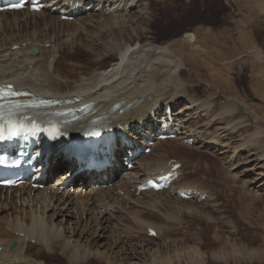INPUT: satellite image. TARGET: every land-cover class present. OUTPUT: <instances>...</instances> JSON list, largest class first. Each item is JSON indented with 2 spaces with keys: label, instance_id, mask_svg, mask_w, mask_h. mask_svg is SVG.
Wrapping results in <instances>:
<instances>
[{
  "label": "bare ground",
  "instance_id": "bare-ground-1",
  "mask_svg": "<svg viewBox=\"0 0 264 264\" xmlns=\"http://www.w3.org/2000/svg\"><path fill=\"white\" fill-rule=\"evenodd\" d=\"M75 1L76 0H73V2ZM78 1L82 2L84 0ZM85 1H88L86 8L92 6L91 0ZM94 1L95 6L98 5L101 7H106V5L113 2V0ZM67 2L68 0H50V3H56L55 10L64 7ZM142 2L143 0H130V2H128L130 5L127 7L130 8L133 4H142ZM152 4V2H147L144 5L145 7L142 8H145L150 12L151 10H154ZM70 7L71 6H68V9ZM128 8L124 9L125 13H127ZM162 11V19L152 17L153 19L150 20L151 16H147L142 20H138V23L145 24L144 26L146 27H149L147 25L151 24L154 26V29H157V33H159L163 32L158 24L161 21L164 23H173V26L166 28L175 27L176 29L181 26H185L186 23L201 22L205 19L208 22L212 21L216 23L217 21L212 16L201 18L199 6H189L187 3L179 4L176 9L171 8V10L167 11L164 9ZM19 12L21 11H1L0 16L7 13L16 15V13ZM40 13L45 12L41 11L37 14ZM129 13L130 11L128 10V16ZM33 14L37 15L36 13ZM27 15H30L28 11ZM124 16L127 15L122 13L117 18H114V16H112L113 18H103L101 22L104 25L103 27H106L108 30L107 33L101 31L97 32L95 31V27V30L93 27L92 29H89L86 25L83 29H85L89 34L87 37H84L82 32L83 29L81 28L82 30L79 32L77 31L75 36H73L74 42L73 45L71 44V50H68V47L65 45V47L62 48L63 50H61V52L59 51L60 53L57 54V56L55 55L56 52L53 51L56 56V58L52 56L55 58L54 61L53 59H50L53 52L50 49H45L44 47L37 46V52L39 54L33 55V45L31 43L30 45L26 44L25 46L19 45L17 50H12L11 46L14 42L18 41L9 42L8 48H6L5 44H0V48H2V46L5 47L0 52V82H10L16 88H24L38 95L72 97V95L75 94L82 97L81 101L94 102L96 115H108L109 117H112V126L128 123L131 128L137 130L142 129L146 125H152L154 116L155 118L160 115L164 116V112L159 115V108L163 106L164 109L165 105L169 104L172 108L171 116L174 119L176 128L179 126L182 127L180 132L181 135L175 139L156 141L152 146V150L156 152L153 157L149 158L144 155L142 158L137 159L135 161L137 165L133 167V170L131 171L132 173L127 172L125 176L128 174L141 175L144 173L155 175L161 170H167V163L170 158H177V156L168 157V154L172 151L192 150L197 154L201 153V147H207V151H210L212 154L215 150H217L214 149L216 145H220V148H222V138H234V134L240 130L241 127H243V121L238 122L236 120L238 117L233 120L234 117L231 115V113L236 112L238 102L234 104L232 103V105H229L228 103L222 105L216 104L218 99L217 94H225L235 100L237 99L236 97H238V93L233 86V81L228 78L229 71L232 69L231 65L227 62L228 64H223L222 66L217 65L218 68L214 67V64L222 63L223 61H231V58L227 57L230 50H228L229 52L222 53L219 48L222 41L215 34V31L213 29L204 31L202 27L198 28V33L204 35L202 40L203 45L208 51L207 53H209L213 63H211L210 59H208L209 62L207 63L205 55H201L198 51H196L197 55L193 56L189 50L182 48V56H180L174 49H169L168 46L157 44L153 46L148 42L138 46L137 49L131 50L130 48V50H127L124 47L127 43L132 44L135 40L141 42L143 41V38L147 39L148 36H145V33L139 30V27H137L138 25L133 27V30L137 33L136 36L129 35V32L127 33V28L120 26ZM12 17L13 20L11 21V24L8 23L5 24V26L14 27L19 25L18 14L17 16ZM95 17H97V15ZM90 19L93 20L94 18L92 19L90 17ZM91 20L90 24L93 23ZM53 22L55 23L56 21L51 20V23ZM42 23L45 25L46 21L43 20ZM206 25H208L207 22ZM212 25L214 24L212 23ZM124 33H126V35L128 34V38L123 43L112 42V44L110 43V48L108 47L109 51L114 49L116 52L120 50L122 51L125 48L122 51V55H119V57L117 56L120 58V62L113 64L112 68L107 71V73H104V71H102L101 75L93 73L94 70L103 67L104 62L109 57L113 56L108 50H103L105 47L104 45L108 43L109 37L116 39L119 34L123 35ZM239 37V41L242 39L244 40L243 49L246 51L247 46H249V44L251 45L250 38L244 32H242ZM26 40L22 41L25 42ZM237 46L235 45L234 48ZM18 53L22 55L21 59L18 58ZM60 54H67L71 61L75 63L83 62V65L79 67V69L68 68L69 70H67V68L63 67L65 65H63L58 58ZM243 54L246 53L244 52ZM231 55L233 56V53H231ZM259 67V69L257 67L255 68L256 74L254 69H252L249 76L251 79H254L255 85L254 87H251V93L254 94V96L255 94H257L256 96L261 95V99L263 98L264 100V67L262 65ZM60 74H66V80L58 79L57 75L60 76ZM189 75H192L193 79L197 77L196 79L202 78L207 81L209 86L216 89L217 92L208 95L204 92V97L196 94V92L199 91L193 84H190V79H187ZM214 94L216 95L215 97ZM181 101H184V103ZM180 102L183 103V106L182 109H179L183 111H175V106H177ZM192 113L195 115L197 113V117L200 120V125H198V127H195V125H192L191 127L185 125L188 118L193 117ZM200 113H203V116H200ZM219 124H222L223 126H220ZM246 130L247 129H243L242 131L241 129L240 131L244 132ZM192 133L195 136L196 143L193 142L189 145L181 142L182 138L186 134L192 135ZM260 133L261 130L258 129V132L253 135ZM138 136L139 135L137 134L134 135L136 138ZM246 142H249V139L244 141V143ZM243 145L244 144L242 143L241 145L233 146L234 152L239 149L237 147ZM228 147L231 146L228 145ZM240 150L241 149H239L238 152H240ZM199 155H181L180 158L178 157L176 160L181 163L180 167L184 165L195 166L198 164H204V166H207L210 165V160L208 158L212 159L211 161L213 162V165L218 164V161L213 157V154L209 156ZM57 156L59 155H56L55 157ZM59 157L61 164H67L69 167H72L73 161L67 162L64 161L61 156ZM260 157H264V151L260 153L258 157H256L255 153V158L251 161L249 160V162H255L253 168H257V161L264 160L260 159ZM232 158H223L225 161L224 164L227 165L228 163L229 166H233L234 159ZM204 159L206 161H204ZM74 165L77 166V163H74ZM50 168L52 169L53 166L51 165ZM111 171H106V175H109ZM96 176H99V174L83 171L78 174L75 179H77L80 184L81 182H89ZM224 176L227 177L226 180L228 182L235 181L237 178V176L232 174H225ZM115 179L118 182L117 185L114 187H108L107 189H101L96 192H85L84 194L87 193L85 199H78V197H82V195H84L82 193L79 194V192H69L65 195L63 192H59V188L51 192H47L46 190L34 191L32 192V195L31 191L22 187L9 189L11 193L15 192V194H12L11 196L4 195L2 196L3 198L0 196V199H2V201L0 200V209H5L10 212L12 209L14 213L11 218H4L0 216V264H58V259L53 258V254H55V256L60 255L63 256V258H66L64 262H61L62 264H66L67 262L72 264H95L88 261V258L93 255H95L99 259L98 262H102V264H184V260L190 264H238L252 259L255 261V257H261L259 260L263 262L264 249L259 251L257 249H248L246 247L237 248L235 243L225 244L217 235L216 230L211 233L213 236H211L210 239L206 237L209 234L208 232H201V240L206 238L210 240L212 244L222 241L221 244L224 243L222 246L226 248L224 254L222 253V255L219 252L215 253V249H210L209 252L204 253V256L198 245H189L187 244V240L183 239H179L180 244H172L175 239H171L170 236H174L175 233L178 234L179 228H175L177 227L176 225L172 226V224L170 225L165 222L166 220L168 221V219L172 222V220L175 219L174 214H177V212L171 211V213H167V211L163 212V210L161 211L159 209L160 206L167 207L169 204L168 201L171 200V197L168 196L166 199L152 198L153 200L151 202H142V198H140V196L147 193L159 196L157 195L159 193L149 190L142 191L138 194V196H135L136 194L134 191H130V188L134 186L121 181L124 180L123 177H115ZM60 183V181H56L55 185L60 187ZM261 185L264 186V181L259 184V186ZM246 186H248L247 182H241V186L239 185V188L244 189ZM119 192H122V194L120 195ZM162 192L165 193V191ZM162 192L160 193L164 194ZM256 192L254 195H251V193H245V195L240 196L246 197L250 200L257 199L261 193ZM1 193L2 191H0V194ZM174 198L176 201H181L183 203L185 201L177 197ZM5 199L9 200L12 205L11 207L6 204ZM73 199H75L74 203H77L75 207H72L71 205V203H73ZM3 200L5 202H3ZM84 200L94 201L95 205H91V203H88L87 201L85 202ZM17 202L19 207H17ZM143 204H147L149 208L143 206L145 210H142L143 207L140 209L137 208L130 210V208ZM126 205L129 207L128 211L122 210L128 208ZM96 207L99 210H97ZM186 209L187 211L183 210L186 213H192L190 210H194L195 212L193 213L199 212L200 214H203L201 210L193 207H187ZM50 210L52 211L49 212ZM119 212L124 213V216L122 217L120 215V218L128 216L131 219L130 224H122L120 223L121 221H119V223H112L111 220L116 219V215H118ZM179 213H181V211H179L178 214ZM150 214H159L161 218L164 217V220L166 219L164 222L165 224H158L156 221L145 217ZM167 214H170V216H167ZM87 215L89 216L88 218H86ZM179 219L180 218H178V220ZM175 223H177L176 220ZM70 225L73 226L70 227ZM7 226L9 229L6 228ZM148 227L155 230V237L162 238L161 240L163 241L161 242L165 245L163 246L165 251L163 250L162 252V249L159 248L158 250L153 249L151 252V249H148V247L145 248L141 244L136 245L138 242L133 243V245L131 244V240L137 236L139 232H146ZM67 229H72L69 232L71 234L77 233V230L80 229L79 233L81 236L84 235V232L86 233L88 230H91L89 232L90 237H86L84 239V244H81L83 247L77 248L75 245H71V240L73 242H77L78 240H73L70 238L71 236H65ZM179 232L184 234L186 231L182 232L181 230ZM186 234H190V232L187 231ZM105 238H109L110 242L103 241ZM12 240H16L17 245L15 248L10 249L8 245ZM26 240L32 241V245L35 244L37 247L42 246L40 248L47 251L46 253H48V255L41 253L43 261H36L34 258L31 259V255H28L27 252H25L27 251L26 248L31 246L30 243L28 244L26 242ZM127 241L130 243L126 244ZM148 241H151V239H148ZM210 242H208L209 245ZM93 246L97 248V251L91 250V247ZM158 246L160 247L161 245ZM102 248L105 249V251L108 250L111 252L107 253L105 251H100L99 249L102 250ZM55 250L59 252V254L54 253ZM171 252H173V254ZM44 257H49V259L45 260ZM133 259L136 261H132Z\"/></svg>",
  "mask_w": 264,
  "mask_h": 264
},
{
  "label": "rangeland",
  "instance_id": "rangeland-1",
  "mask_svg": "<svg viewBox=\"0 0 264 264\" xmlns=\"http://www.w3.org/2000/svg\"><path fill=\"white\" fill-rule=\"evenodd\" d=\"M118 1L119 0H115V1L113 0V2L109 3L108 4L109 6L106 5V7H104L103 10L96 11L97 8L95 7V9L94 10L92 9L91 12L81 13L80 15L76 16L73 20H69V21L59 20L54 14L57 10H52V9H50L52 11H48V13L47 12L40 13V14L36 13L37 15H34L33 13H30V15H27V11H24V10H20L21 12L16 13V15H13V14L11 15L9 13L5 15H1L0 16V44L3 43L6 45V48H8L9 42L28 39L25 42L23 41V43H28L29 41H31L33 48L37 49V46L44 47L45 49H50L52 52L53 51L56 52L55 55L57 56V54H59L61 50H63L62 48L65 47V45L66 47H68L67 48L68 50H71L70 48L74 42L73 36H75L77 31L78 32L81 31L86 25H87V28L89 27V29L90 28L92 29V27L94 29L95 27L96 29V30L94 29L95 31L97 32L101 31V32L107 33L108 30L106 29V27H103L104 25L101 22L102 19L106 17L109 18L112 16H114V18H117L119 15L124 13V15H127V16L123 17L122 19L123 21L120 23V26L121 27L124 26L125 28H127V33L129 32V35L136 36L137 33L135 32V30H133V27L138 25L137 27H139V30L144 32L145 36H148L147 39L143 38V41L141 42H139L138 40H135L132 44L127 43L126 46H124L127 50H130V48L131 50L137 49L138 46H141L142 44H146L148 42V43H151V45L153 46L156 44L162 45V46H168L169 49L171 50L174 49L177 52V54H179L180 56H182V48L189 50L193 56H196L197 55L196 51H198L201 55H205V57L207 58L206 61L208 63L209 62L208 59H210V61L212 59L209 53H207L208 51L205 49V46L203 45L202 40H203L204 35L198 33V28L202 27L204 31L213 29L215 31V34L222 41L221 46L219 47L221 49L220 51L224 53V52H229L228 50H230V53L227 55V57L231 58V61L230 60L226 62L223 61L222 63L214 64V67L218 68V66H222L223 64H228V63L231 65L232 69L229 71L228 78L231 79V81H233V84H234L233 86L238 93V97H236L237 98L236 100L234 98H230L228 95H225V94H217L218 99L216 101V104L222 105V104L228 103L229 105H232V103L234 104L238 102V108L236 112L231 113V115L234 117L233 120H235L238 117L236 119L238 122L243 121V123H245V124L242 123L243 125V127H241L242 131L243 129H247V130L244 132H241L240 131L241 129L238 130L236 132L238 134L236 133L234 134L233 136L234 138H232L233 140L228 139L227 137L222 138L221 141L223 143V147L214 148L217 150H215L214 152L215 154L212 153L213 157L218 161V164L213 165L212 164L213 162L211 161L212 159L208 158L210 160L209 161L210 165H207V166H204V164H201L203 166L198 164L195 166L184 165L182 166L183 168L180 167V172L184 170V173L181 176L182 180L180 184L201 188L202 191H205L209 196L206 203L198 202L196 200H185L183 203L181 201L175 200L174 197H177V196H172L162 191L156 192V193H159L157 194L159 196H154V195H150V193H147L145 195L140 196V198H142L141 199L142 202L143 201L151 202L154 198L155 199H163V198L166 199L168 198V196L171 197V200L168 201L170 206L169 204L167 207L160 206L159 209L161 211L163 210V212L167 211V213H171V211L177 212V214L175 213L177 216L174 214L175 219L172 220V222L169 219L168 221L165 219L166 220L165 222L164 217L161 218L159 214H156V215L150 214L149 216H145V217L150 220L156 221V223L158 224L165 222L170 225L172 224V226L176 225L177 227L175 228H179V231L182 230V232L184 231L190 232V234H186V232L182 234L181 232L178 231V234L175 233L174 236L172 237L170 236L171 239H175L172 242V244L174 243L180 244L179 239H183V240H187V244L189 245H196V246L198 245L201 251L203 252V254L206 252H209L210 249L212 250L215 249V253L219 252L221 253V255L222 253L224 254L225 249H226L224 248V246H222L224 243L225 244L235 243V246L237 248L246 247L248 249H257L259 251L264 249V189H263L264 186L262 185L259 186V184L262 181H264V160L257 161L258 162V164L256 165L257 168H253V166L255 165V162H249V160L251 161L252 159L255 158V153H256V157H258L260 153L264 151V100L263 98L261 99L260 97L261 95L256 96L257 94H255L254 96V94L251 93L252 92L251 87H254L255 85H254V79H251V77H249L252 69H254V72H255L256 67L258 69L260 68L259 67L260 65L264 67V41H263L264 39V0H143L142 4L138 3L136 4L137 6L133 4L129 8L130 17L128 16V11L127 13H125L124 11V9L129 7L130 4L128 2H130V0H120L119 2ZM147 2L153 3L152 7H154V10L150 9L151 11L149 12L147 9L142 8V7H145L144 5ZM183 3H187L189 6L198 5L200 8V17L207 18L208 16H212L217 20L216 23L212 21L208 22L205 19L201 22L186 23L185 26H181L180 28L176 29L175 27L166 28L169 26H173V23H164L163 21H161L163 23L159 22L158 24L160 25L161 27L160 29L163 30V32H159V33H157L158 32L157 29L156 28L154 29V26L151 24H148L147 26L149 27H146L144 26L145 24L138 23V20L140 19L142 20L143 18H146L147 16L148 17L151 16L150 20L153 19L152 17L162 19L163 18L162 10L166 9L168 11V10H171V8L176 9V7H178L179 4H183ZM84 9H86V6ZM107 9L111 12L109 13L106 12ZM112 9L114 10L116 9V11L113 12ZM189 13L192 14L191 12ZM17 14H18L19 25H16L14 27L5 26V24H8V23L11 24V21L13 20L12 16H17ZM96 15L97 17H95ZM90 17L94 19L91 20ZM43 20L46 21L47 25L46 24L44 25V23H42ZM51 20L56 21V22L51 23ZM90 20L93 22V23L91 22L92 24H90ZM98 21H99V24H98ZM206 22L208 23L209 26L206 25ZM212 23L214 25H212ZM82 32H83L84 37H87V35L89 34L86 32L85 29H83ZM242 32L246 33L251 41V45L249 44V46H247L246 51H244L243 49L244 40L242 39L239 41V38H240L239 36L241 35ZM125 35L126 33H124L123 35L119 34L118 38L116 39L109 37L108 43L104 45L105 47L103 48V50H108L112 42L113 43H120V42L123 43L128 38V34L126 35V37ZM10 37L12 38V40ZM34 44H36V46ZM234 44L238 46L234 48L235 46ZM28 45H30V43ZM3 48L5 47L2 46V48H0V52ZM122 51L120 50L116 52V50L114 49L109 51V53H111V55L113 56L109 57L104 62L103 67L99 68L100 70L96 69L94 70L93 73L98 74V75H101L102 71H104V73H107V71H109L112 68L113 64L120 62L119 61L120 58L118 57L119 55H122ZM54 52L53 54H51V57H50V59L51 60L53 59V61L56 58V56L54 55ZM244 52L246 54H243ZM231 53H233V56L231 55ZM18 55H19L18 58L21 59L22 55L19 53ZM52 56H54L55 58H53ZM58 58L63 63V65H65L63 67L67 68V70L73 69V68L79 69V67L83 65V62L75 63L71 61L68 58L67 54H62V55L60 54ZM211 63L213 62L211 61ZM65 72L68 73L67 71ZM65 76L66 74L65 75L60 74V76L57 75L58 79H61V80H66ZM196 78L197 77L193 79L192 75H189L187 77L188 80L190 79V84H193L196 87V89L199 91V92H196V94L204 97L203 96L205 95L203 94L204 92L206 93V95L217 92L216 89H214L213 87L211 88L209 86L207 81L203 80L202 78H198V79ZM215 96L216 95L214 94V97ZM181 102L184 103V101H181ZM181 102L177 106H175V109H174L175 111L182 109L183 103ZM199 115L203 116V113H200ZM185 125L189 127H191L192 125H195V127H198V125H200V120L197 117V113L196 115L193 114V117H189ZM220 126H223V125L221 124ZM258 129L261 130V133L253 135L256 132H258ZM248 139H249V142L244 143V141ZM242 143L244 144L243 146L237 147L241 149L240 152H238L239 149H237V151L234 152L233 146H238V145H241ZM228 145L231 146L232 148L228 147ZM152 151L153 152L150 153L149 158L153 157V155L156 153L154 150ZM200 151L201 153L196 154L192 150H185V151L176 150V151H172L171 153H169L168 157L177 156V158L178 157L180 158L181 155L182 156H189V155L198 156L199 154H200L199 156L212 155L210 151L209 152L207 151V147H201ZM251 153H254V154H251ZM223 158L224 159H228V158L234 159L233 166H229L228 163L227 165H225L224 164L225 161L223 160ZM171 159L173 158H170V160ZM260 159H264V157H260ZM204 161L206 160L204 159ZM221 172H224V173H221ZM225 174H232V175L237 176V178L235 181L228 182L226 180L227 177L224 176ZM241 182L248 183V186L244 188L245 190L239 188V185L241 186ZM256 191L258 193H261L259 198L257 199L250 200L246 197L240 196V195H245V193H248V194L251 193V195H254ZM160 192L164 194H161ZM135 196H138V195H135ZM150 197H151V200H150ZM0 200L2 201V199ZM3 202L5 201L3 200ZM6 204H8L9 207L12 206L9 200H6ZM143 206H146L149 208L147 204H143V205L130 208V210H134L137 208L140 209ZM180 207H184V208H180ZM187 207L189 208L193 207L198 210H201L203 214H200L199 212L193 213L195 212L194 210H190L192 211L193 214L186 213L183 210L187 211L186 209ZM142 210H145L144 207ZM51 211L52 210H50L49 212ZM179 211H181V213L178 214ZM13 215L14 213L12 209H11V212L6 211L5 209H0V216L4 218H7V217L11 218ZM118 216L120 218V215H117L115 220L117 219L118 220L115 221V223L116 222L119 223V221L122 220L123 222L121 221L120 223L130 224V221H131L130 218H126L125 216L124 217L125 219L124 218L119 219ZM167 216H170V214H167ZM178 218L180 219L178 220ZM175 220L177 223H175ZM72 226L73 225H70V227ZM6 228L8 229V226ZM70 230L72 229L66 230L65 236L66 237L71 236L70 238H72L73 240H78L77 242H73L71 240V245H75L77 248L83 247L81 244H84L83 241L86 237L87 238L90 237L89 232L91 230H88V232L86 233L84 232L83 236H81L79 233L80 229H78L77 233L75 234L69 233ZM215 230L217 231V235L221 238V240L224 243L221 244L222 241H220L216 244H212L210 240L206 238L201 240L202 239L200 235L201 232L203 231L208 232L210 235L208 234L206 237L210 239V237L213 236V234L211 233ZM145 233L146 232L144 231L139 232L138 233L139 237L137 238V236H135L133 238L134 240L133 239L131 240V244L133 245V243L138 242L136 243V245L141 244L145 248L148 247V249H151V252L153 251V249L158 250L159 248L162 249V252L163 250L165 251V248H163V246L165 245L162 244L161 242L163 241L161 240L162 238L153 237L151 241H148V237L146 236ZM103 241L110 242L109 238L108 239L105 238L103 239ZM150 242L151 243L154 242V243L151 244ZM208 242H210V245L208 244ZM27 243L29 244L30 242H27ZM129 243L130 242L127 241L126 244H129ZM30 244L32 247L30 246L26 248L27 251L25 252H27L28 255H31L30 256L31 259L34 258L36 259V261H43L42 260L43 257L41 253L48 255V253H46L47 251H44L43 248H40L42 246L37 247V245L35 244H34L35 246L32 245V243ZM158 245H161V246L159 247ZM183 247H186V246H183ZM103 248L102 250L101 249L99 250L105 251V249ZM91 250L97 251V248L93 246L91 247ZM105 252L110 253L111 251L106 250ZM54 253L59 254V252H57L56 250L54 251ZM171 253L173 254V252ZM52 257L55 259H58V264H62L61 262H64V260H66V258H63V256H60V255L55 256V254H53ZM255 258H256L255 261L252 259L250 261H247L244 263H238V264H264V260L263 262L259 260L261 257L260 258L255 257ZM44 259L48 260L49 257H44ZM98 260L99 259L95 255L88 258L89 262H92L95 264H102V262L100 263L98 262ZM132 261H136V260L133 259ZM184 261H183L184 264L188 263ZM66 264H72V263L67 262ZM213 264H216V263H213ZM223 264H226V263H223Z\"/></svg>",
  "mask_w": 264,
  "mask_h": 264
},
{
  "label": "snow or ice",
  "instance_id": "snow-or-ice-1",
  "mask_svg": "<svg viewBox=\"0 0 264 264\" xmlns=\"http://www.w3.org/2000/svg\"><path fill=\"white\" fill-rule=\"evenodd\" d=\"M18 6V5H17ZM10 87V86H9ZM13 135H16V132L13 131L10 133V135L7 138H11ZM6 137L2 134V132H0V139H5ZM176 167H179L178 165ZM152 184L153 187L159 188L161 185H159L158 183H156L155 181H151L150 182ZM154 234V233H153Z\"/></svg>",
  "mask_w": 264,
  "mask_h": 264
},
{
  "label": "water",
  "instance_id": "water-1",
  "mask_svg": "<svg viewBox=\"0 0 264 264\" xmlns=\"http://www.w3.org/2000/svg\"><path fill=\"white\" fill-rule=\"evenodd\" d=\"M15 246V241L12 242V244L10 245V248H13Z\"/></svg>",
  "mask_w": 264,
  "mask_h": 264
},
{
  "label": "flooded vegetation",
  "instance_id": "flooded-vegetation-1",
  "mask_svg": "<svg viewBox=\"0 0 264 264\" xmlns=\"http://www.w3.org/2000/svg\"><path fill=\"white\" fill-rule=\"evenodd\" d=\"M263 41H264V39H263Z\"/></svg>",
  "mask_w": 264,
  "mask_h": 264
}]
</instances>
